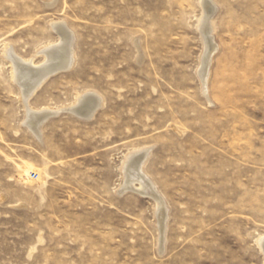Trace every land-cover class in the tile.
I'll return each instance as SVG.
<instances>
[{"label":"rangeland","instance_id":"rangeland-1","mask_svg":"<svg viewBox=\"0 0 264 264\" xmlns=\"http://www.w3.org/2000/svg\"><path fill=\"white\" fill-rule=\"evenodd\" d=\"M213 2L205 91L203 0H0V264H264V0ZM62 25L76 62L28 101L64 107L38 136L5 54L42 65ZM88 91L91 119L67 110ZM144 151L165 206L121 191Z\"/></svg>","mask_w":264,"mask_h":264},{"label":"bare ground","instance_id":"bare-ground-1","mask_svg":"<svg viewBox=\"0 0 264 264\" xmlns=\"http://www.w3.org/2000/svg\"><path fill=\"white\" fill-rule=\"evenodd\" d=\"M203 3L204 4L202 6L204 12L199 22L200 23L199 28L202 32V36H204L205 38V53L202 58V67L200 71L201 72L200 76L202 77L201 79L203 81L206 91L208 76H210L209 73H210L212 58L218 49V44L214 38V30H215L214 15L215 12L217 11V5L215 2H213V0H203ZM63 25L60 27L58 26L59 28L64 29L63 40H61V42L60 43L58 42L57 44L49 43L40 50V53H43L44 55L47 56V58L45 59V63H43L40 66L38 65L36 66L34 64L33 59H30V61H25L24 59L22 60L21 58H19L20 56L17 57L18 55L15 54L16 52H14V49L12 48H8L7 50L5 49L6 50L5 55L14 64V66H12V68L14 67V69H12L14 71V76L21 84L20 86H22V92H23L22 97H24V101L26 103V109H27L26 120L24 124L27 125L28 128L30 127L32 130H34V132L38 134V136L40 135L39 134L40 128L41 125L44 124V121H47L50 117L54 115H58L61 111L64 110L62 109L64 107L58 109L42 108L40 110H34L29 106L28 101L34 96V94L39 90V88L47 81V79H49L52 75L60 71L70 69L71 67L74 66L76 62L75 37L73 35V32L68 31L67 28H65V26ZM57 31H59V29ZM77 100L78 103L76 102V104L70 108L65 107V110L67 108V110L73 112L74 114L84 119H91L94 116L95 112L101 107L103 103V98L97 93L91 91L85 92L84 94L80 95L77 98ZM145 152L146 151H144L143 154H139L140 152L139 153L135 152L127 156L126 170L125 172L123 171L125 174L127 172V179H126L127 181L123 185V189H121V191L123 190L126 192V190L133 189L140 191L142 193L151 194L160 203L158 204V206L161 205L162 207V205L165 203L164 198L158 193L156 186L150 184V181H148L147 175L144 172V165L147 162V157H148L146 155L148 153ZM135 181L140 182L139 185H141V189L140 188L137 189L133 186L135 185L134 184ZM161 213H163V218L161 220V222L163 223L161 227L163 232L165 231V226H166L165 222L168 219L166 220L165 210L162 209ZM258 239L259 240L257 243H259L261 250L264 253V236L263 237L261 236Z\"/></svg>","mask_w":264,"mask_h":264},{"label":"built area","instance_id":"built-area-1","mask_svg":"<svg viewBox=\"0 0 264 264\" xmlns=\"http://www.w3.org/2000/svg\"><path fill=\"white\" fill-rule=\"evenodd\" d=\"M36 175H37V174L34 172V173H33V176H36Z\"/></svg>","mask_w":264,"mask_h":264},{"label":"water","instance_id":"water-1","mask_svg":"<svg viewBox=\"0 0 264 264\" xmlns=\"http://www.w3.org/2000/svg\"><path fill=\"white\" fill-rule=\"evenodd\" d=\"M78 109V108H77ZM83 117H85V116H83Z\"/></svg>","mask_w":264,"mask_h":264}]
</instances>
